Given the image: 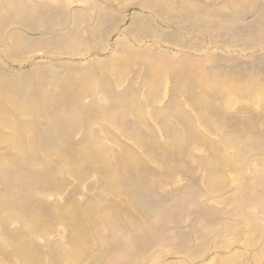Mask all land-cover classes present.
Masks as SVG:
<instances>
[{
    "label": "rangeland",
    "instance_id": "374dc122",
    "mask_svg": "<svg viewBox=\"0 0 264 264\" xmlns=\"http://www.w3.org/2000/svg\"><path fill=\"white\" fill-rule=\"evenodd\" d=\"M150 87L158 139H43ZM0 209V264H264V0H0Z\"/></svg>",
    "mask_w": 264,
    "mask_h": 264
},
{
    "label": "crops",
    "instance_id": "0c3cea01",
    "mask_svg": "<svg viewBox=\"0 0 264 264\" xmlns=\"http://www.w3.org/2000/svg\"><path fill=\"white\" fill-rule=\"evenodd\" d=\"M141 97V98H140ZM136 96L135 103L134 104H113V105H107L106 107H96L95 105H89L85 107H78V105L75 106H65V108L62 110L61 107H59V110L57 112V130L58 133H53L47 136H44V140L47 142H58V153L57 155L59 157H63L64 159L66 156L68 157H75L77 153L78 156L83 155H95L92 152H88L87 150H83L80 147H77L76 143H69L68 147L65 146L64 148L60 149V142H66V141H75L79 139L77 137L78 135V129L77 126L79 123H82L81 125L85 126V134L87 136L83 137L85 140L95 139L93 136H91V127L94 126L95 120L102 119L105 121L104 127V134L105 136H99L98 139L101 140H145L148 138L146 136L147 134L153 133L155 130L151 126L152 124H160V122H157L161 119V116L163 115V108L161 107V101L162 96L161 92L157 89H154L153 87H150L146 92L145 96ZM143 99V100H142ZM140 102V103H139ZM64 120V122H61V120ZM73 119L72 123H69L67 121H70ZM81 119V120H80ZM158 119V120H156ZM67 120V121H65ZM80 121V122H79ZM79 122V123H78ZM147 125L149 127H147ZM95 133V132H94ZM141 135V136H139ZM157 137H149L148 139H156ZM82 139V138H81ZM158 139V138H157ZM50 145V144H49ZM49 145H46L48 148ZM80 146V145H78ZM60 163V162H59ZM65 173V168H62L59 166L58 169V178L56 180V174L55 172L51 173L49 170H43L41 172V180H38L41 184H45L46 186L43 187L45 189L50 188H58V190H62L65 188V178L61 177L60 175ZM53 181V186L51 185V182ZM42 186V185H41ZM9 196H12L14 194V191L17 189L14 187H9ZM29 189H27L26 193V200L23 205V208L20 210V217L24 216L25 220L29 223V218L34 220H41L43 216H41L40 212L32 213V217L29 216ZM15 194L20 195L21 192H15ZM42 207L41 208H48L47 203L41 202ZM58 211L55 212V208L53 209V212L51 213V221L52 224L55 222H58L59 220L65 219V209L60 205H57ZM1 210V209H0ZM43 210V209H42ZM18 211L15 213L9 212L10 218H17L18 217ZM3 219H6V217H3L1 211H0V221Z\"/></svg>",
    "mask_w": 264,
    "mask_h": 264
}]
</instances>
